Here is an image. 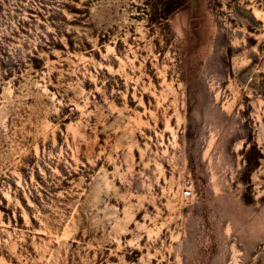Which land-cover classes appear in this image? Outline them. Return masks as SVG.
<instances>
[{
  "label": "rangeland",
  "instance_id": "374dc122",
  "mask_svg": "<svg viewBox=\"0 0 264 264\" xmlns=\"http://www.w3.org/2000/svg\"><path fill=\"white\" fill-rule=\"evenodd\" d=\"M0 264H264V0H0Z\"/></svg>",
  "mask_w": 264,
  "mask_h": 264
},
{
  "label": "built area",
  "instance_id": "2783aa9c",
  "mask_svg": "<svg viewBox=\"0 0 264 264\" xmlns=\"http://www.w3.org/2000/svg\"><path fill=\"white\" fill-rule=\"evenodd\" d=\"M192 189H191V186H187L186 187V189H185V191L183 192L184 193V196H186V197H191V195H192Z\"/></svg>",
  "mask_w": 264,
  "mask_h": 264
}]
</instances>
